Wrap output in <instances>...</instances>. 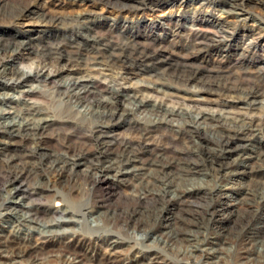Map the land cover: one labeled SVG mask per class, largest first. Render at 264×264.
Masks as SVG:
<instances>
[{
	"label": "bare ground",
	"instance_id": "1",
	"mask_svg": "<svg viewBox=\"0 0 264 264\" xmlns=\"http://www.w3.org/2000/svg\"><path fill=\"white\" fill-rule=\"evenodd\" d=\"M103 1L127 11L175 2ZM179 1L182 11L143 26L165 39L189 22L196 56L221 46L203 61L233 56L237 68L205 73L183 60L126 83L163 60L162 48L97 34L104 22L88 11H40L21 28H0V264H264V1ZM34 12L29 2L0 0L9 26ZM62 25H75L78 38L41 40L42 28ZM23 49L33 70L13 62ZM203 92L215 94V106L170 97L204 100ZM118 128L128 132L117 136ZM121 188L123 199L109 206ZM72 190L87 200H71Z\"/></svg>",
	"mask_w": 264,
	"mask_h": 264
},
{
	"label": "rangeland",
	"instance_id": "2",
	"mask_svg": "<svg viewBox=\"0 0 264 264\" xmlns=\"http://www.w3.org/2000/svg\"><path fill=\"white\" fill-rule=\"evenodd\" d=\"M16 1H20L21 3L29 2L31 4V6L36 10V12L31 14L32 16H34V18L26 16V17H23L21 19L22 21L19 25L16 24L14 26H9V23L0 16V28H3V29H5L7 27L21 28V27H23L21 25L26 24V21L36 20L37 13L40 11H46V13L48 15H60V16L67 17V18H69L75 14H78L82 11H88L90 13V16L92 18H94L95 22H97V21L104 22L103 24H99V25L95 26V28L92 29L93 32H97V34L98 33L100 35L101 34H104V35L107 34L106 36L109 37L111 40H114L115 42H117V41L119 42L123 39H127L128 37H131L132 41H136L139 43H144V42L145 43H152L155 46L161 47L163 50V51L161 50V53L163 54L162 55L163 60H160L159 62L158 61L149 62L150 68L148 67V68L144 69L143 67H140L137 73L127 74V76H129V77L127 78L128 81L126 83H129L132 80H142V79H149V78L154 79L158 76V73L160 76L163 73L171 71V69L176 64V62L183 61V60H188L191 63L193 62L192 63L193 65L200 64L199 65L200 68L205 73H208V72L214 73L218 68H219L218 70H220V67H222L221 65H224L223 66L224 68H226L227 66H232L233 64L235 65L234 68H237L236 66L238 65L237 62L234 61L235 59H233L234 58L233 56H225L226 59L224 57L222 60H220V62H217V61H219L218 58H215L214 60L210 59L207 62L203 61V58L205 59V57H206V56L204 57V55H207V53H209L213 50H216L217 48H220L221 46H219V47L209 46L207 49L205 48L203 51H201L199 53L200 54L199 56H196L197 51L195 48L192 47L191 42H190V38H189V34H188V27L187 26H189V24H190L189 22H186V26L184 25L183 29L178 34H176L174 36H168L165 39L162 37L163 35L161 32V29L155 28V29L150 30L151 28H149L147 26H143L144 23L146 24L149 21H153V20L156 21V20H160V19L162 20V16L167 15L168 13L176 14L180 10L182 11L183 7L180 6L179 0H175L174 3L172 2V3L161 4V5H155L153 7V9L142 8V9H139L136 11L119 10L117 8V6L113 5L112 3L103 1V0H3V6L11 4L12 2H16ZM195 4H197V3H195ZM193 8L195 9V6L187 5V6H185L184 9H188L186 12L190 13L191 11H189V10H193ZM259 11L260 10L258 9V12L255 13L256 17H260ZM218 15H219V12L214 11V19ZM112 18H114L115 24L114 23L109 24L111 21H113ZM125 22H130L133 25L132 28L134 30H127V29L121 30V28L125 24ZM239 26H241V24ZM75 27H76L75 25H73V26L62 25V26L58 27L57 29L53 30V31H56L57 33L55 35H52V36L50 35V37L47 40H46L47 36H49V33H52L53 31H51L49 29H43L42 28L43 31L41 32V34H42L41 40H45L47 42L50 41L52 43L57 42L59 40H61L62 42H64L65 40H68V39H74L75 40L79 36V34L77 32V27L76 28ZM216 27H217V25L213 24V25H207L204 28H207V30H211V29H215ZM43 35L46 36L44 39H43ZM41 44H43L42 41L39 43L38 42L36 43V45H38V46H40ZM165 47H166V49H165ZM192 49L194 52L192 51ZM221 49H222V47H221ZM172 51H174V52H172ZM22 52H24V53H19L13 58V62L16 64V66H18L22 70H26V71L33 70L34 69V63H32V61L29 57L33 53H31V55L27 54L26 53L27 51L25 49H23ZM185 54H186V56H185ZM187 54H188V56H187ZM168 65H170V66H168ZM210 68H212V69H210ZM164 71H166V72H164ZM171 83L173 85H175V83H173V82H171ZM179 90L182 91L183 93H186L185 91H183V89H179ZM147 91H148V94H150L152 96V98H158V97L162 96V92H159V91H156V90H153L150 88H148ZM187 94H189V92H187ZM201 96L204 97V100H193V99H185V98L182 99L181 97H177L174 95H172L170 97H171V99L181 101L184 104L190 103V104H203V105H207V106H215V102L213 100L216 97L215 94L203 92V94ZM192 97L198 98V96H195V95H193ZM92 99L93 98H91L90 96L87 97V100H92ZM134 118L135 117L131 118V120H134ZM69 125H70V127H69ZM69 125H67V128H69L68 130H71V128L73 129V126L71 124H69ZM127 132H128V130L125 131L123 128H118L117 129V136H119V135L122 136L123 134H126ZM259 138L264 139V132H260L258 134L257 140ZM80 167H83V166L80 165L79 168ZM125 191H127V190H123L122 188L116 189L115 192L111 196L109 206H115L116 203L121 202V200L124 197ZM87 195L88 194L83 192L82 190H72L69 197L71 200H74V201H85V200H87ZM43 203H44V201H43ZM233 218L234 217H230L224 221V223H223L224 229L228 230L233 226V222H232ZM115 232H117L120 236L126 237L125 232H120L118 229H115ZM260 234L264 235V225L262 227ZM99 247H100V249H103V248H107L108 246L103 241V242L98 243V248ZM119 249H120V251H122V256L126 257V252L129 250V247L126 246L125 243H123L122 245L119 246ZM25 257L29 258L28 255H25ZM219 261L221 263L222 258H220ZM48 262L54 263L55 261L53 260V261H48ZM128 264H134V262H130ZM157 264H161V263H157Z\"/></svg>",
	"mask_w": 264,
	"mask_h": 264
}]
</instances>
